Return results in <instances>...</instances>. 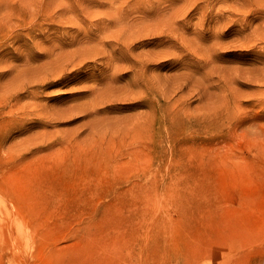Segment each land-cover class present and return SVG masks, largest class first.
Masks as SVG:
<instances>
[{"label":"rangeland","instance_id":"374dc122","mask_svg":"<svg viewBox=\"0 0 264 264\" xmlns=\"http://www.w3.org/2000/svg\"><path fill=\"white\" fill-rule=\"evenodd\" d=\"M0 264H264V0H0Z\"/></svg>","mask_w":264,"mask_h":264},{"label":"bare ground","instance_id":"6f19581e","mask_svg":"<svg viewBox=\"0 0 264 264\" xmlns=\"http://www.w3.org/2000/svg\"><path fill=\"white\" fill-rule=\"evenodd\" d=\"M131 127L134 128L135 131H138L139 133H141L143 131H147L149 129L148 122H146V121H144V123L142 125L137 123L135 125H131Z\"/></svg>","mask_w":264,"mask_h":264}]
</instances>
